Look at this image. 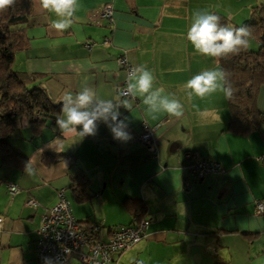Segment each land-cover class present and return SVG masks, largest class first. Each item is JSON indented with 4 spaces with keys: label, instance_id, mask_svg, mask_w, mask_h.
<instances>
[{
    "label": "crops",
    "instance_id": "obj_1",
    "mask_svg": "<svg viewBox=\"0 0 264 264\" xmlns=\"http://www.w3.org/2000/svg\"><path fill=\"white\" fill-rule=\"evenodd\" d=\"M104 4L111 6L110 23L97 26L91 17ZM260 4L264 0H80L73 26L59 33L52 27L55 14L32 0L27 45L15 54L13 69L35 76L52 101L62 105L65 94L85 85L102 98L119 100L125 74L116 59L124 55L132 68L144 65L153 73L154 87L173 92L184 113L153 120L137 97L130 112L120 109L130 122L132 139L126 143L114 140L103 123L95 136L79 140L53 131L55 120L35 135L21 120L7 142L25 164L12 167L0 158V264H36L39 220L59 190L78 228L98 224L102 240L110 229L131 224L138 203L145 206V237L113 254L112 264H264V213H254V203H264V82L255 99L263 121L246 136L227 130L222 92L201 99L185 88L193 75L217 67L186 39L193 13H216L241 25ZM257 45L250 39L247 50ZM143 125L152 129L153 146L136 139ZM186 154L215 162L223 171L197 180ZM45 155L72 159L68 166L62 160L45 165ZM26 165L34 175L24 171ZM77 174L86 179L83 202L68 187ZM11 183L18 191L10 199ZM29 198L34 206L25 204Z\"/></svg>",
    "mask_w": 264,
    "mask_h": 264
},
{
    "label": "trees",
    "instance_id": "obj_2",
    "mask_svg": "<svg viewBox=\"0 0 264 264\" xmlns=\"http://www.w3.org/2000/svg\"><path fill=\"white\" fill-rule=\"evenodd\" d=\"M31 3L32 0H17L14 7L0 12V158L4 164L19 168L25 164V159L7 142L10 134L17 129L21 120L27 122L31 135L39 134L46 127L47 121L56 120L61 112V104L49 98L35 76L13 69L15 54L23 51L27 45L24 30ZM219 16L226 26H248V40L258 43L255 50L244 49L235 56L214 58L217 66L230 73L233 87L232 97L224 96L229 116L227 130L234 135L246 136L254 132L263 121L257 111L255 99L264 82V4L253 7L250 20L241 25H234L226 17ZM71 159L70 156L63 155L42 156L45 165L62 160L68 166ZM69 180V190L74 193L78 202H83L87 197L84 192V175L77 174ZM144 208L141 203L137 204L132 211L134 220L130 225L145 219ZM76 225L80 226L77 222ZM90 225L92 224L84 231Z\"/></svg>",
    "mask_w": 264,
    "mask_h": 264
},
{
    "label": "clouds",
    "instance_id": "obj_3",
    "mask_svg": "<svg viewBox=\"0 0 264 264\" xmlns=\"http://www.w3.org/2000/svg\"><path fill=\"white\" fill-rule=\"evenodd\" d=\"M17 0H0V12H6L16 5ZM41 6L57 19L52 27L59 33L73 26L76 13L80 9V0H40ZM250 31L248 26H226L221 17L207 11H196L192 15L186 39L200 55L211 58H226L238 55L248 46ZM155 77L144 65L131 68L127 74L126 88L118 95L119 100L100 97L96 90L85 85L81 90L68 92L63 96L61 113L53 131L65 135H75L79 140L95 136L99 123H103L111 132L114 140L126 143L132 139L129 120L123 116L121 107L130 112L137 97L142 98L147 114L155 120L161 114L169 118H180L184 106L175 94L162 87H154ZM189 96L201 99L217 91L226 98L233 95L230 73L222 67L204 70L193 75L185 84ZM127 97V99H124ZM78 140V141H79ZM24 171L34 175L36 170L28 165ZM44 264H56L53 258L45 257Z\"/></svg>",
    "mask_w": 264,
    "mask_h": 264
},
{
    "label": "built area",
    "instance_id": "obj_4",
    "mask_svg": "<svg viewBox=\"0 0 264 264\" xmlns=\"http://www.w3.org/2000/svg\"><path fill=\"white\" fill-rule=\"evenodd\" d=\"M111 6L104 4L99 12L93 14L91 20L97 26L102 21L110 23ZM106 43V41H104ZM89 48V45H86ZM116 64L123 69L125 79L118 89L119 94L126 88L127 74L132 68L124 55L116 59ZM127 99V97H124ZM136 139L144 146H153L152 129L143 125V133ZM187 168L193 173L195 179L211 173H220L221 167L212 161L195 159L186 154ZM18 191L17 185L7 184V197L12 198ZM27 206H34L32 199H27ZM255 215L264 213V203H254ZM3 218L0 217V228ZM148 220L143 219L130 226L116 227L110 230L108 238L102 240L99 236L100 226L92 224L87 231L80 230L74 220L69 204L64 197L63 190L57 192L56 203L49 208L48 212L40 217L37 228V239L33 246V254L36 264H44V258H53L56 264H111V255L126 251L139 240L145 237V229Z\"/></svg>",
    "mask_w": 264,
    "mask_h": 264
},
{
    "label": "rangeland",
    "instance_id": "obj_5",
    "mask_svg": "<svg viewBox=\"0 0 264 264\" xmlns=\"http://www.w3.org/2000/svg\"><path fill=\"white\" fill-rule=\"evenodd\" d=\"M246 49H248V46H247V48Z\"/></svg>",
    "mask_w": 264,
    "mask_h": 264
}]
</instances>
